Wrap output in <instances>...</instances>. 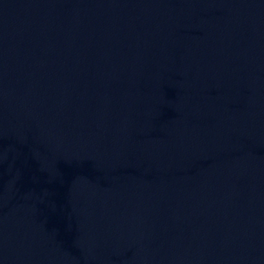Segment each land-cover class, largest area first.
I'll return each mask as SVG.
<instances>
[{
	"label": "water",
	"instance_id": "water-1",
	"mask_svg": "<svg viewBox=\"0 0 264 264\" xmlns=\"http://www.w3.org/2000/svg\"><path fill=\"white\" fill-rule=\"evenodd\" d=\"M0 264H264V0H0Z\"/></svg>",
	"mask_w": 264,
	"mask_h": 264
}]
</instances>
